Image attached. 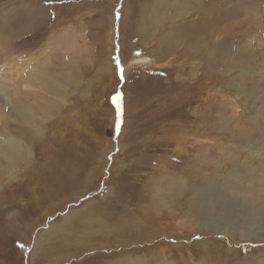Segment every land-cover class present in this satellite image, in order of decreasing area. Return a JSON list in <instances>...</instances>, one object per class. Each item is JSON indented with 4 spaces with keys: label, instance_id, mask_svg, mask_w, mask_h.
Instances as JSON below:
<instances>
[{
    "label": "rangeland",
    "instance_id": "374dc122",
    "mask_svg": "<svg viewBox=\"0 0 264 264\" xmlns=\"http://www.w3.org/2000/svg\"><path fill=\"white\" fill-rule=\"evenodd\" d=\"M4 88L0 264H264V0H0Z\"/></svg>",
    "mask_w": 264,
    "mask_h": 264
},
{
    "label": "bare ground",
    "instance_id": "6f19581e",
    "mask_svg": "<svg viewBox=\"0 0 264 264\" xmlns=\"http://www.w3.org/2000/svg\"><path fill=\"white\" fill-rule=\"evenodd\" d=\"M9 24H10V22H9ZM9 30V29H8ZM13 68H16V69H18V67H16V66H13ZM19 68H21V67H19ZM20 70H18V72H19ZM22 71V70H21ZM32 85V84H31ZM29 83H28V81L27 82H20V83H18L16 86H15V88H13V89H17V88H20L18 91H22V90H25L26 92V94L28 93L27 91V89L28 88H33L32 86H31ZM7 91H8V93H9V91H10V89H7V88H4V89H0V93L1 92H3L4 94H6V95H8L7 94ZM14 95H15V93H14ZM19 95H20V93L18 94V95H15V96H17V98L16 99H18V97H19ZM23 97H24V94L22 95ZM23 97H21V99L23 98ZM20 98V97H19ZM12 99H13V97H12ZM20 99V100H21ZM17 101V100H16ZM19 104V103H18ZM15 106H17V105H15ZM40 108V107H39ZM45 109V108H44ZM1 114V113H0ZM7 143V142H6ZM4 145V144H3ZM1 146L0 145V154H2L3 156H7V157H9V154L11 155V153L13 152L12 150H14L13 148H11L9 151H8V149L6 148V145L5 146ZM262 147H264V143H262V144H260L259 146H258V148L260 149V148H262ZM7 157H4L6 160H8V158ZM243 165V164H242ZM239 174V172H234L233 173V175L232 174H230L229 176H237ZM233 182H231L230 184H232ZM192 185V184H191ZM198 185H196V187H197ZM208 186V185H207ZM226 186V185H225ZM198 187H200V185L198 186ZM207 188V187H206ZM229 188V187H228ZM232 188V187H231ZM209 189V188H208ZM197 190H199V189H197ZM236 191V190H235ZM203 194H201L202 195V197L200 198L201 199V201H202V203H201V206L203 205V208H204V210H205V212H206V214L204 215V216H206L207 215V217L209 216V214H210V212L212 211V210H215L216 208V206H215V199H212V197H211V195H206V192L204 191V192H202ZM213 193V192H212ZM215 194V193H214ZM213 194V195H214ZM215 196V195H214ZM221 196V195H220ZM216 198V197H215ZM211 200H213V202L211 201ZM246 201V200H245ZM243 201V200H241L240 202L239 201H237L236 203H240V205H241V207L242 208H244L245 207V205H246V202H248V201ZM234 202V201H233ZM221 203V202H220ZM232 207H230L229 208V206H228V204L226 203V201L224 202L223 201V203H221V205H219L218 207H217V209L216 210H218V211H221L222 213H221V215H224V216H226V214H225V211H227L228 209H231ZM234 208V207H233ZM246 209V208H245ZM251 209V208H250ZM253 211L252 210H250L249 212H251V213H241L240 215H239V217L240 216H243V217H241V219L243 220V222H244V225L245 226H247V228L246 227H241V226H239V229H236L235 231H234V228L233 227H231L229 230H230V234H233V233H235V234H238V236H240L241 238H247V236H246V234L248 233V235L249 234H253V232H252V227L255 225L254 224V221L256 220V217H261V216H263V213H264V205H262L261 207L260 206H254L253 208ZM238 210V209H237ZM246 211V210H245ZM244 211V212H245ZM227 217V216H226ZM209 219V218H208ZM231 219V218H230ZM201 220V219H200ZM238 222V221H237ZM246 222V223H245ZM239 223H241V222H239ZM201 224V223H200ZM222 223H220L219 225H221ZM212 225H214V224H212ZM218 225V224H217ZM223 225V224H222ZM226 225V224H225ZM236 225V224H235ZM243 225V226H244ZM216 226V225H215ZM229 226V225H228ZM228 226H227V228H228ZM219 227V226H218ZM235 227H237V225L235 226ZM212 228H214V227H212Z\"/></svg>",
    "mask_w": 264,
    "mask_h": 264
},
{
    "label": "snow or ice",
    "instance_id": "6c2138e0",
    "mask_svg": "<svg viewBox=\"0 0 264 264\" xmlns=\"http://www.w3.org/2000/svg\"><path fill=\"white\" fill-rule=\"evenodd\" d=\"M117 73H118V75L120 74L119 62H117ZM121 78H122V76H121ZM120 99H121L120 93H117L116 95H114L112 97V101H113V103L116 104V107H117L116 124H115V132L116 133H119V131L121 129L120 112H119V102H120Z\"/></svg>",
    "mask_w": 264,
    "mask_h": 264
}]
</instances>
